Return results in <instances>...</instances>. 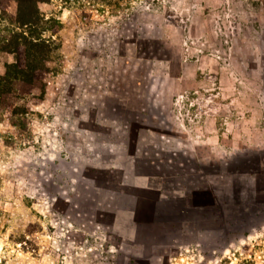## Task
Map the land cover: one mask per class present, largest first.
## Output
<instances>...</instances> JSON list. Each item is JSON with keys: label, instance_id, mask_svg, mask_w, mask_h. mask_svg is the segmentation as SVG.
Returning a JSON list of instances; mask_svg holds the SVG:
<instances>
[{"label": "rangeland", "instance_id": "374dc122", "mask_svg": "<svg viewBox=\"0 0 264 264\" xmlns=\"http://www.w3.org/2000/svg\"><path fill=\"white\" fill-rule=\"evenodd\" d=\"M17 9L0 264H264V0H41L29 28Z\"/></svg>", "mask_w": 264, "mask_h": 264}, {"label": "trees", "instance_id": "16d2710c", "mask_svg": "<svg viewBox=\"0 0 264 264\" xmlns=\"http://www.w3.org/2000/svg\"><path fill=\"white\" fill-rule=\"evenodd\" d=\"M18 3V9H17V13H16V17H17V22L21 23V24H25L27 26V28L30 27V25L32 23L37 24L38 21V10H37V2L41 1V0H16ZM28 30V29H27ZM36 33V31H35ZM31 36H35L33 33H31ZM19 38L23 39L22 41V45H27L28 43L31 45V47L33 46H42L45 45V42L43 40L40 39V37L35 36L33 37L34 39L32 40H28L27 38L21 33L20 34H15L14 35V39L13 42H19ZM4 43V47L7 49L9 48V46L12 44V42H8V41H1V43ZM33 67L34 69L36 68L35 66H32L30 64H25V69L23 68H19L18 64H14L13 68H11V72H13V74L15 76L18 75H23L25 76V78H23L25 81L26 80H31L34 72H33ZM10 76H13L10 72L7 74V78L3 77L1 78L2 80L7 81L8 78H10ZM30 77V78H29ZM29 78V79H28Z\"/></svg>", "mask_w": 264, "mask_h": 264}]
</instances>
